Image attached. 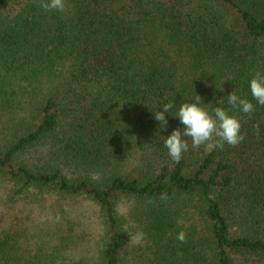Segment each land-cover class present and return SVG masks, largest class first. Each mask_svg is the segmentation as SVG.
Here are the masks:
<instances>
[{
	"label": "trees",
	"instance_id": "trees-1",
	"mask_svg": "<svg viewBox=\"0 0 264 264\" xmlns=\"http://www.w3.org/2000/svg\"><path fill=\"white\" fill-rule=\"evenodd\" d=\"M65 3L0 0V264H264V106L249 87L264 73V0ZM197 95L244 139L188 138L173 161L163 140ZM79 201L96 210L92 241L67 209Z\"/></svg>",
	"mask_w": 264,
	"mask_h": 264
},
{
	"label": "clouds",
	"instance_id": "clouds-1",
	"mask_svg": "<svg viewBox=\"0 0 264 264\" xmlns=\"http://www.w3.org/2000/svg\"><path fill=\"white\" fill-rule=\"evenodd\" d=\"M39 7L45 11H63L66 7L65 0H39ZM250 94L253 100L264 106V73L256 72L249 82ZM201 97L197 95L195 102L182 103L174 114L184 126L174 129L170 135L164 138L163 144L167 149L168 156L173 161L181 159L182 154L189 149L187 139L190 138L193 148H217L223 150L225 145L235 147L244 139L241 133V122L230 115L224 108L215 107L210 113L200 106ZM228 104L233 108L251 115L255 111V105L247 98L239 97L235 91L227 96ZM218 105H223L224 98L220 99ZM163 111L154 112V118L160 124V129H166L168 121L165 113L171 112L173 103H165ZM173 115V114H172ZM127 231V227L124 228ZM133 243L140 244L145 238L143 232L130 236ZM176 240L181 244L186 242V233L181 231L176 235Z\"/></svg>",
	"mask_w": 264,
	"mask_h": 264
},
{
	"label": "rangeland",
	"instance_id": "rangeland-1",
	"mask_svg": "<svg viewBox=\"0 0 264 264\" xmlns=\"http://www.w3.org/2000/svg\"><path fill=\"white\" fill-rule=\"evenodd\" d=\"M49 204L51 205V201H49ZM67 209L70 212L73 211L72 213H74L75 215L73 216L74 220L79 222L81 227L84 228L83 233H81V237H83V239L87 241L94 240L97 236L99 227L95 208L85 201H79L68 204ZM47 213L48 210H46L45 213L41 214L47 215Z\"/></svg>",
	"mask_w": 264,
	"mask_h": 264
}]
</instances>
